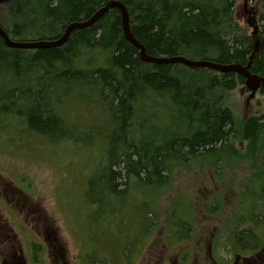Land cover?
<instances>
[{
	"label": "trees",
	"instance_id": "obj_1",
	"mask_svg": "<svg viewBox=\"0 0 264 264\" xmlns=\"http://www.w3.org/2000/svg\"><path fill=\"white\" fill-rule=\"evenodd\" d=\"M110 1L125 6L131 33L149 56L242 65L264 77V0H255L251 13L258 18L260 37L252 60V37L237 21L241 0H3L0 28L15 42L55 41L70 24L88 21ZM242 86L245 79L234 72L145 63L125 39L116 8L93 26L73 31L57 48L11 49L0 38V124H17L15 135L26 142L101 150L82 207L104 235L113 231L107 215L130 207L141 219L139 228L132 226L137 237L131 238L148 237L159 203L171 199L182 174L209 167L222 177L223 168L240 161L258 167L243 184L242 218L254 224L261 220L255 208L264 205V116L240 123L225 104L226 95ZM69 93L76 94L69 100L82 110L96 112L93 124L71 125L62 114L59 106ZM238 139L248 142L244 155L235 147ZM179 198V208L165 211L181 229H172L181 239L191 225ZM213 206L207 207L209 213ZM116 222V235L127 238L124 250L131 254L140 239L132 242L123 223ZM238 242L252 244V232L242 231ZM92 260L111 264L106 258Z\"/></svg>",
	"mask_w": 264,
	"mask_h": 264
},
{
	"label": "rangeland",
	"instance_id": "obj_2",
	"mask_svg": "<svg viewBox=\"0 0 264 264\" xmlns=\"http://www.w3.org/2000/svg\"><path fill=\"white\" fill-rule=\"evenodd\" d=\"M257 5L255 0H241L236 13L240 27L252 37L253 45L254 28L251 22L255 26H259V22L251 13L255 12ZM258 38L260 39L259 35ZM73 98L76 99V94L69 93L65 101H62L59 106L62 114L71 125L80 127L93 124L96 112L82 110L73 100H69ZM225 104L232 109L240 123L252 116H264V96L260 92H248L245 86L228 93ZM100 124L105 127L104 122ZM16 127L19 128L17 124L8 121L0 124V185L7 186L18 194L5 193L0 187V202L9 208L11 205L15 211L12 213L19 217L21 208L15 202H20V199L28 200L34 212L27 216V225V210L22 209V222L5 213V207L2 210L0 208V231L5 236L0 244L2 259L9 260L8 251L13 247L15 254H21L22 251L25 264H96L92 260L94 257L106 258L111 264H158L160 259H167L174 264L183 257L179 254L188 251L192 255L183 262L205 264L207 245L212 241L211 244L225 248L221 252L223 257L229 258L227 251H237L235 235L241 228V221L237 217L242 211V194H246L241 182L248 176L246 174H250L247 163L237 162L227 169L223 168L222 177L209 167L203 171L195 168L189 176L182 174L170 194L171 199L159 203L149 236L134 239L140 241L137 245L135 243L131 254H128L124 250L127 238L116 235L115 226L116 220L122 222L128 230V236L135 238L132 226L139 228L141 219L134 208L127 207L121 215L115 214L113 217L106 214L114 224L111 226L113 231L111 229L105 236L100 231L101 227L88 218L89 211L82 207L87 181L98 169L101 150L95 148L88 151L73 143L49 145L39 140L26 142L21 136L18 138V134L15 135ZM262 136L264 138V133ZM238 140L234 143L235 147L244 155L247 150H241V140ZM24 142L27 143L26 146L21 145ZM236 182L237 184H233ZM18 183L28 189V195L17 190L14 184ZM176 196L180 197L177 201L181 202L180 208L183 210L182 214L187 216L191 232L186 237L188 241L173 247L178 243L174 239L173 230L181 229L173 225L174 221L169 220L171 217L165 210L179 208L175 204ZM213 197L216 200L215 210L209 213L207 207L212 205ZM250 208L251 206H247L245 210ZM112 209L113 207L109 210L110 213ZM234 211H237V216H234ZM255 212L262 215L257 224L244 218L243 223L255 226L257 235L260 234L263 238V251L264 210L255 208ZM177 215L176 213V218ZM28 227L34 229L33 235ZM92 232H97L96 238L89 236ZM223 236H227L228 240L223 241ZM56 250L58 253H55ZM260 259L264 260V256Z\"/></svg>",
	"mask_w": 264,
	"mask_h": 264
},
{
	"label": "flooded vegetation",
	"instance_id": "obj_3",
	"mask_svg": "<svg viewBox=\"0 0 264 264\" xmlns=\"http://www.w3.org/2000/svg\"><path fill=\"white\" fill-rule=\"evenodd\" d=\"M239 143H240V146H241V150H247L248 149V146H249L248 142H241L240 141ZM240 162H242V161H240ZM240 162H238V163H240ZM257 170H258V167H255V169H253V167H252V169H250V174H246L248 176L244 177L241 183L244 184V181H247L246 178H248V180L251 179L253 177V173L255 172V174H256ZM0 182H2V181H0ZM235 184H237V182ZM243 184L241 186H243ZM0 187L3 188L5 193L12 192V193L16 194L13 190L8 189L7 186L3 187V185H0ZM15 187L22 194H27L28 195V189L27 188L25 189L23 187H19V186H16V185H15ZM255 188L258 190V187H255ZM16 195H18V194H16ZM19 199H20V197H19ZM215 202H216V200L213 197L212 203H213L214 206L216 205ZM15 204H17L21 208V210L19 212V214H20L19 217L16 216L14 213H12V211L13 212H15V211L11 207V205H10V208H9V207H6L5 203L0 202V208L2 210L5 207V209H7V212L4 211L5 213H7L10 216H13L15 219L21 220L22 222H24V212L22 211V209H25V211L27 210L28 212L25 213V215H26V219H27V223H28L27 225H29L27 216L34 212L33 207L28 203V200L22 201L20 199V202H15ZM240 204H243L242 201H241ZM247 206H249V204ZM258 207L264 210V205L258 203ZM242 211H241V214L238 215L237 220L243 219L242 217L244 215H243ZM248 211L245 210V212H248ZM235 212H237V211L233 212L234 216H237V213H235ZM33 219H35L34 215H33ZM239 227H241V228L235 235V243H236L235 245H236L237 251L236 250H234V252H232L231 250L227 251L229 258L223 257L221 252L223 250H225V248L224 247L219 248V246L217 244H211L213 242L212 241L209 245H207L208 246L207 255L205 256V259H204L205 260V264H262L264 262V260L260 259V257L262 255L264 256V250L262 251L263 238L260 236V234L257 235L255 226L254 225L247 226V225H244L243 222H241ZM28 228L31 231V234L33 235L34 229H32L30 227H28ZM242 231H251L252 232V240H253L252 244L250 243V244L245 245V246L239 244L238 239H239ZM14 236L17 237V234H15ZM174 237H175L174 238L175 240H178V243L175 244V246H173V247H178V245H180V243H182L184 241H188L187 238H184V237H182L181 239L176 237L175 235H174ZM4 239H5V236L0 231V244H2ZM222 240L223 241L228 240L227 236H223ZM32 244H34V242ZM12 249H13V247L11 248L10 251H8L9 260L6 261V259H2L0 257V264H25L24 261H23L24 258H23L22 251H21V254H15ZM55 253H58V251L56 250ZM179 255H181L183 257H181V259L180 258L177 259L174 262V264H190L191 261L183 262V260L186 259V258H189L192 255L191 253H188V251H186V252H184V254H179ZM158 264H171V262H169V260H167V259H162V260L160 259Z\"/></svg>",
	"mask_w": 264,
	"mask_h": 264
},
{
	"label": "water",
	"instance_id": "obj_4",
	"mask_svg": "<svg viewBox=\"0 0 264 264\" xmlns=\"http://www.w3.org/2000/svg\"><path fill=\"white\" fill-rule=\"evenodd\" d=\"M112 8H117L120 10L122 17H123V29H124V35L127 41H129L134 47H136L140 51V56L141 59L144 62L147 63H163V64H184L189 67H205V68H210L216 71H219L221 73H229V72H234L237 73L240 76H243L246 79V87L253 93L258 91L260 87H264V78L257 76V75H252L248 67H244L242 65H229V66H221L218 64L210 63V62H194L190 61L181 57L175 58V59H170V60H165V59H154L148 56L145 52V49L143 45H141L132 35L130 28H129V23H128V15L126 8L119 2L116 1H111L107 3V5L100 9L93 17H91L88 21L85 22H75L72 23L68 26L64 36L57 40V41H37V42H19L15 43L9 40L5 32L0 28V37H2L6 43L7 46L11 47L12 49H34V50H40V49H49V48H57L62 46L63 44L66 43L70 35L72 34L73 31L78 30V29H84V28H89L93 26L102 16H104L110 9ZM259 43L258 41L256 42L254 53L251 57V60L255 57L256 54L259 53Z\"/></svg>",
	"mask_w": 264,
	"mask_h": 264
},
{
	"label": "bare ground",
	"instance_id": "obj_5",
	"mask_svg": "<svg viewBox=\"0 0 264 264\" xmlns=\"http://www.w3.org/2000/svg\"><path fill=\"white\" fill-rule=\"evenodd\" d=\"M111 2V1H110ZM116 2H119V1H116ZM109 3V2H108ZM120 3V2H119ZM122 4V3H121ZM107 5V4H106ZM105 5V6H106ZM123 5V4H122ZM104 6V7H105ZM124 6V5H123ZM103 7V8H104ZM125 7V6H124ZM117 9V8H116ZM111 10V9H110ZM109 10V11H110ZM119 10V9H118ZM108 11V12H109ZM120 11V10H119ZM127 11V10H126ZM127 15H128V12H127ZM121 17H122V14H121ZM128 23H129V17H128ZM251 24H253V28H254V32L252 33V36L254 37V48H253V53H254V49H255V45H256V42L258 41V43H259V45H260V39L258 38V26H255V23H252L251 22ZM122 27H123V17H122ZM68 28V27H67ZM129 28H130V25H129ZM3 30V29H2ZM67 30V29H66ZM4 31V30H3ZM131 31V30H130ZM5 32V31H4ZM66 32V31H65ZM123 32H124V29H123ZM6 34V33H5ZM65 34V33H64ZM7 35V34H6ZM64 36V35H63ZM62 36V37H63ZM7 37L9 38V36L7 35ZM61 37V38H62ZM124 37H125V35H124ZM0 38H2V37H0ZM60 38V39H61ZM3 39V38H2ZM69 39V38H68ZM126 39V38H125ZM9 40L10 41H12L10 38H9ZM127 40V39H126ZM3 41H4V39H3ZM55 41H57V40H55ZM12 42H15V41H12ZM46 42H50V41H46ZM67 42V41H66ZM129 42V41H128ZM4 43H5V41H4ZM15 43H19V42H15ZM23 43H27V42H23ZM130 43V42H129ZM131 44V43H130ZM5 45H6V43H5ZM64 45V44H63ZM7 46V45H6ZM7 47H9V46H7ZM9 48H11V47H9ZM136 48V47H135ZM12 49V48H11ZM145 49V48H144ZM259 49H260V47H259ZM23 50V49H22ZM24 50H34V49H24ZM146 52V51H145ZM253 53H252V55H253ZM147 54V53H146ZM139 55H140V51H139ZM148 55V54H147ZM252 55H251V57H252ZM149 56V55H148ZM141 57V56H140ZM151 58H154V59H158V58H155V57H152V56H150ZM175 58H178V57H175ZM175 58H170V59H175ZM181 58H183V57H181ZM170 59H165V60H170ZM184 59H186V58H184ZM159 60V59H158ZM187 60H189V59H187ZM250 60H251V58H250ZM190 61H194V60H190ZM194 62H209V61H194ZM145 63H147V62H145ZM210 63H214V62H210ZM150 64H163V63H150ZM214 64H217V63H214ZM169 65H183V66H186V67H188V68H194V67H189V66H187V65H184V64H169ZM218 65H220V64H218ZM234 65H236V64H234ZM221 66H229V65H221ZM195 68H205V67H195ZM205 69H210V68H205ZM210 70H213V69H210ZM213 71H216V70H213ZM216 72H219V71H216ZM250 72V71H249ZM219 73H221V72H219ZM230 73V72H229ZM237 74V73H236ZM252 74V73H251ZM253 75V74H252ZM240 76V75H239ZM258 76V75H257ZM241 77H243V76H241ZM244 78V77H243ZM264 78V77H263ZM245 79V78H244ZM245 88H246V90L248 91V92H250V93H253L252 91H250L249 89H247V87H246V79H245ZM261 89H264V87H260V89L258 90V91H256L255 93H257V92H260L261 91Z\"/></svg>",
	"mask_w": 264,
	"mask_h": 264
}]
</instances>
